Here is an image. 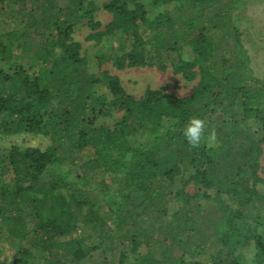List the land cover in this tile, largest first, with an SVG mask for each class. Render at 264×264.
Returning <instances> with one entry per match:
<instances>
[{"label": "trees", "instance_id": "16d2710c", "mask_svg": "<svg viewBox=\"0 0 264 264\" xmlns=\"http://www.w3.org/2000/svg\"><path fill=\"white\" fill-rule=\"evenodd\" d=\"M241 4L0 0V134L51 139L46 150L0 148V242L27 243L9 264H86L97 252L103 264H191L187 256L248 264L242 250L251 246V264H264V79L254 75L237 26ZM14 8L23 12L22 29L2 17ZM100 9L112 14L103 29L95 20ZM80 23L91 29L89 40L121 34L116 68L165 70L172 63L187 79L198 74L193 92L148 88L135 98L103 70L102 55H82V44L71 37ZM186 49L192 60L180 57ZM104 81L111 101L100 92ZM113 106L124 110L121 121L113 128L99 124ZM194 115L207 122L196 148L182 133ZM66 161L71 171L46 177ZM185 172L173 197L180 206L170 212L176 175ZM192 180L203 193L186 191ZM199 199L217 208L209 236L200 235ZM80 229L85 233L78 235Z\"/></svg>", "mask_w": 264, "mask_h": 264}, {"label": "rangeland", "instance_id": "374dc122", "mask_svg": "<svg viewBox=\"0 0 264 264\" xmlns=\"http://www.w3.org/2000/svg\"><path fill=\"white\" fill-rule=\"evenodd\" d=\"M98 6H101L107 0H92ZM241 8L236 11L237 26L243 32V38L245 46L251 57V67L253 73L258 78L264 79V0H242ZM4 5L7 6V3ZM2 17L7 23L12 24L14 28L22 29L24 27L23 12L14 8L12 11L3 10ZM23 20V22H22ZM95 20L101 24V29L112 20V14L100 9L95 14ZM91 29L85 23H80L76 26L75 32L71 35L73 41H78L82 44V55L93 56L102 55L104 57L103 70L109 71L113 75H117L125 90L134 95L135 98H140L144 95L145 91L149 89H165L167 92L173 93L177 96L190 95L196 83L199 79L196 73L195 78L187 79L182 74H177L173 71L172 63L165 70H160L157 65H149L142 67H128L124 69H118L114 66L112 57L115 55H121L117 46L120 43L121 34L119 32L112 36L105 37L100 41L87 39ZM148 34H146L147 36ZM171 57L177 58L178 55L169 53ZM167 55V54H166ZM180 57L183 60H192L193 53L186 49L182 52ZM93 71L98 72L97 67L90 63ZM100 92L106 96L107 101H111L113 96L109 93L107 84L104 81L100 85ZM124 114V110L113 106L108 115L102 116L97 119V122L105 127L113 128L121 121ZM149 143H152V139H149ZM215 144V142H209ZM22 147H39L42 150H46L51 145V139L42 134L34 133H22L19 135H3L0 134V148L9 149L12 146ZM72 165L68 161L62 163V165L52 166L46 173V177L53 174H57L60 171H71ZM261 175L264 177V144L262 145L261 156ZM188 177V173H181L176 175V184L172 187V193L169 196L168 208L169 211L177 209L180 204L173 197L178 188L182 186L181 179ZM96 186V185H95ZM260 188L264 190V185L260 184ZM203 188L192 180L187 186L186 191L190 194L203 193ZM208 193L214 194V191L210 190ZM223 198L230 202V198L223 194ZM199 202L203 205L204 211L200 218V235L202 237L209 236L212 232L213 223L216 219L215 204L211 201H204L199 199ZM156 219V215L147 218V223L153 222ZM162 219V217H160ZM1 225V224H0ZM7 233V232H6ZM83 232L82 229L78 230V235ZM115 237H120L121 234L118 231L114 233ZM27 245V243L21 242L19 239L8 237L0 242V262L9 264L14 257H17V249L21 245ZM142 252H146L145 246L142 247ZM256 249L251 246L242 250V256L246 263L251 264L254 261ZM187 260L191 264H212L210 259L206 256H187ZM102 254L94 253L90 261L86 264H103ZM37 260L33 264H37Z\"/></svg>", "mask_w": 264, "mask_h": 264}, {"label": "clouds", "instance_id": "9594fccd", "mask_svg": "<svg viewBox=\"0 0 264 264\" xmlns=\"http://www.w3.org/2000/svg\"><path fill=\"white\" fill-rule=\"evenodd\" d=\"M207 122L198 115L192 116L182 129L183 136L187 143L193 148L199 147L202 140L205 139ZM216 138L215 131L207 133V140L214 142Z\"/></svg>", "mask_w": 264, "mask_h": 264}]
</instances>
